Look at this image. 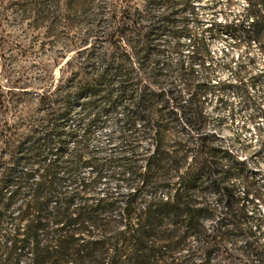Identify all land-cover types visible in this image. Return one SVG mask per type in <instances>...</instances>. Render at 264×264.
I'll return each instance as SVG.
<instances>
[{
	"label": "trees",
	"instance_id": "16d2710c",
	"mask_svg": "<svg viewBox=\"0 0 264 264\" xmlns=\"http://www.w3.org/2000/svg\"><path fill=\"white\" fill-rule=\"evenodd\" d=\"M34 1L37 7L52 0ZM132 1L117 0L111 6L108 32L86 35L110 48L98 56L103 63L101 69L94 67V53L90 52L87 63L80 66L82 70L72 71L71 63H64L71 71L67 79L47 77L38 95L44 117L17 143L12 142L10 126L1 124L0 135L5 139L0 157V223L6 220L12 205H16V213L14 217L10 214L13 232L0 236L4 253L0 264H93L91 260L107 257V264H146L150 258L167 256L168 249L174 250L170 246L181 245L188 237L201 245L214 246L232 236L252 238L243 251L254 257L256 264H264V248L257 242L264 214L254 219L248 212L249 205L258 211L255 200L262 195L264 184L261 189L255 176L249 180L244 161L205 129L207 115L202 97L211 93L213 86L196 82L192 69L193 62L202 63L209 54L205 37L194 35L188 19L176 18L174 12L153 13L171 6L173 0H144L141 7ZM255 1L248 0V10L255 16L251 30L242 31L245 37L257 36L264 26V9L257 14ZM175 6L190 10L192 3L175 0ZM36 11L38 21L51 16L45 8ZM58 23L53 16L49 36L55 35ZM218 31L235 38L241 24H216V28H209V35L215 36ZM182 37H189L193 49L188 60L173 62L171 55L180 54L178 40ZM83 43L84 48H77L76 55L84 52L88 44L86 40ZM173 74L182 81L186 98L173 84L165 90L159 88ZM243 86L241 80L234 85L239 90ZM225 87L227 84L218 82L219 91ZM82 95L87 96L85 100H81ZM99 95L107 102L100 113L120 108L122 132L135 128L138 122L143 127L141 137L148 136L153 144L143 158L142 170L135 167L132 158L123 160L130 178L122 180L137 184L132 192L121 196L122 206L117 196L104 193L94 198L93 194L112 161L101 163L87 150L86 141L101 114L85 123L82 139H74L71 146L67 140L75 130L64 129L74 106L94 108ZM5 98L0 92V114L8 109ZM170 132L183 137L175 136L167 142L165 134ZM85 167L94 168V175L84 177ZM108 173L110 178L116 176ZM231 176L245 181L242 199L227 182ZM261 178L264 182V173ZM147 190L150 200L139 203L137 199ZM159 190L164 191L161 198ZM209 193L218 204L217 215L205 198ZM214 217L206 232L204 221ZM178 231H182L180 236ZM158 241L166 244L158 245ZM25 248L30 250L29 262L22 258Z\"/></svg>",
	"mask_w": 264,
	"mask_h": 264
},
{
	"label": "rangeland",
	"instance_id": "374dc122",
	"mask_svg": "<svg viewBox=\"0 0 264 264\" xmlns=\"http://www.w3.org/2000/svg\"><path fill=\"white\" fill-rule=\"evenodd\" d=\"M116 1L52 0L35 7L34 0H0V92L5 93L8 106L7 111L0 114V130L1 124L6 122L13 131L12 142L17 143L26 137L44 117L41 104L38 103L39 92L46 83L47 77L64 80L70 76L71 71H67L63 66L66 61L71 63L72 71H79L82 70L80 66L87 63V54L93 52L94 67L101 69L103 63L98 56L102 52L108 53L110 48L94 39V36L86 37V35L99 30L103 33L109 31V11ZM190 1L192 3L190 10L176 7L173 0L171 6L159 8L153 13L174 12L176 18L188 19L190 30L194 35L201 34L205 37L209 54L202 63L196 61L192 64L195 81H205L213 86L212 92L202 97L207 115L205 129L218 137L224 146L231 148L239 159L244 161L249 180L255 176L257 187L262 189L264 184L261 178L264 173V26L257 36L243 35V30H251V22L255 16L248 10V0ZM255 2L257 14H262L264 3L259 0ZM132 3L141 7L144 0H133ZM39 7L47 9L51 16L38 21L36 10ZM53 16H57L59 23L54 31L55 35L49 36L48 31ZM99 21L102 22L99 24ZM226 22L241 24V31L236 33L235 38L220 31L215 36L209 35L211 33L209 28H216V24ZM83 40H86L88 45L82 54L76 55L77 48H84ZM168 41L172 44L170 39ZM178 45L180 54L172 53L171 60L173 62L188 60L193 49L192 41L189 37H182L178 40ZM62 66L63 74L60 70ZM239 80L244 84L242 90L234 87ZM218 82H224L227 87L219 91ZM171 84L180 90L184 98L187 97L182 81L175 74L167 78L159 88L165 90ZM12 86H15L14 91L10 92ZM86 97L82 95L81 100H85ZM95 101L94 108L74 106L69 121L64 125L65 131L70 128L75 130V135L67 140L70 146L74 139H82L85 123L100 113L101 108L107 103L103 95H99ZM100 114V122L92 127L91 135L86 141L87 150L92 153V158L98 159L101 163L112 161L103 171L93 194L94 198L101 197L104 193L117 196L118 203L122 206L121 196L132 192L137 184L122 180V177L130 178L124 171L123 160L132 158L135 167L142 170L143 158L151 152L153 144L148 136L141 137L143 127L138 122L135 128H125L122 132L120 108ZM179 126H183L181 120ZM165 136L167 142L175 136L183 137L179 133L172 132ZM4 139L5 137L0 135V157ZM108 172H113L116 176L110 178ZM94 173L95 169L92 167H85L82 170L84 177H91ZM227 182L234 186L236 193L242 199L246 188L245 181L231 176ZM157 195L163 197L164 191H157ZM150 198L151 192L147 190L137 201L143 203ZM205 198L217 215L219 208L215 198L210 193L206 194ZM92 201V198L87 200L88 204ZM255 202L258 211L248 206V212L253 214L254 219L264 214V188L262 195ZM15 206H11L6 214V220L0 223V236L3 232L8 235L13 232L10 214L14 217ZM112 216L115 217L116 214ZM214 219L215 217L204 221L206 232L211 229ZM258 228L260 235L257 242L264 248V223ZM93 232L95 235L98 234L96 229ZM176 234L180 236L182 231ZM250 241H252L250 237L232 236L220 244L211 246L201 245L202 243L197 239L188 237L181 245L170 246L174 250L168 249L167 256H163L160 260L150 258L146 264H256L254 257L246 255L243 251L245 244ZM157 244L166 243L158 241ZM22 256L26 262H29L30 250L25 248ZM3 258L4 253L0 244V262ZM109 260L107 257L105 260L96 259L91 262L107 264Z\"/></svg>",
	"mask_w": 264,
	"mask_h": 264
}]
</instances>
